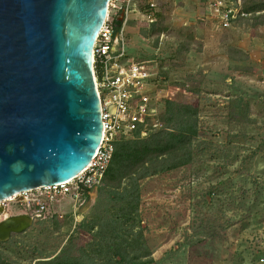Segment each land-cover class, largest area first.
<instances>
[{"label":"rangeland","instance_id":"1","mask_svg":"<svg viewBox=\"0 0 264 264\" xmlns=\"http://www.w3.org/2000/svg\"><path fill=\"white\" fill-rule=\"evenodd\" d=\"M204 3L160 0L155 24L165 28L163 37L133 15L124 34L128 60L158 72L164 90H177L169 95L173 102L197 105L190 163L138 179L134 222L101 223L103 236L88 228L122 205L108 201L104 185L76 215L69 196L57 197L54 212L39 218L21 197L1 202L0 222L17 215L32 221L0 242V259L38 264L65 249L101 263L97 244L117 231L123 241L122 226L127 242H145L156 264H264V11L216 30Z\"/></svg>","mask_w":264,"mask_h":264},{"label":"water","instance_id":"2","mask_svg":"<svg viewBox=\"0 0 264 264\" xmlns=\"http://www.w3.org/2000/svg\"><path fill=\"white\" fill-rule=\"evenodd\" d=\"M110 0H0V202L74 179L102 137L92 49ZM32 219L0 222V242Z\"/></svg>","mask_w":264,"mask_h":264},{"label":"built area","instance_id":"3","mask_svg":"<svg viewBox=\"0 0 264 264\" xmlns=\"http://www.w3.org/2000/svg\"><path fill=\"white\" fill-rule=\"evenodd\" d=\"M159 1L108 2L105 20L92 49V74L101 108L100 144L88 167L74 179L18 196L22 198L20 205L28 209L31 217L54 212L51 207L59 196L70 197L72 213L76 215L102 185L117 142L146 138L165 128L161 120L165 102L173 101L169 95L177 90H164L162 78L146 63L128 60L124 41L130 15L149 27L156 23ZM204 4L216 30L234 28L238 22L261 14L246 12L243 0H206ZM163 36L160 34V38ZM11 198L3 202H13L17 197L10 201Z\"/></svg>","mask_w":264,"mask_h":264},{"label":"trees","instance_id":"4","mask_svg":"<svg viewBox=\"0 0 264 264\" xmlns=\"http://www.w3.org/2000/svg\"><path fill=\"white\" fill-rule=\"evenodd\" d=\"M243 8L246 12L264 11V0H249ZM156 17H159L158 13ZM152 26V34H162L165 28ZM158 26V25H157ZM198 108L194 104L176 103L167 100L161 120L165 128L150 134L146 138L120 141L115 145L112 160L104 174L103 183L108 188V201L121 203L120 212L107 216L106 221L93 222L88 228L96 235H102V225L115 227L123 221H133L139 205L138 179L161 172L186 166L191 161L190 147L197 138ZM133 176V177H131ZM131 177V184L120 191L122 180ZM123 241L119 240V231L109 242H99L94 252L102 256L101 263L81 252L79 256L69 255L61 249L56 259L38 261V264H156L148 252L145 242H127L129 233L120 226ZM113 231V230H112ZM105 237V236H104ZM127 237V238H125ZM0 264H12L0 259Z\"/></svg>","mask_w":264,"mask_h":264},{"label":"bare ground","instance_id":"5","mask_svg":"<svg viewBox=\"0 0 264 264\" xmlns=\"http://www.w3.org/2000/svg\"><path fill=\"white\" fill-rule=\"evenodd\" d=\"M19 195H20V194H16V195H14V196H13L11 199H9V200H10V201H11V200H14V199H15L17 196H19ZM9 200H8V201H9ZM6 201H7V200H6ZM1 205H2V204H1V202H0V206H1ZM0 212H1V209H0Z\"/></svg>","mask_w":264,"mask_h":264},{"label":"flooded vegetation","instance_id":"6","mask_svg":"<svg viewBox=\"0 0 264 264\" xmlns=\"http://www.w3.org/2000/svg\"><path fill=\"white\" fill-rule=\"evenodd\" d=\"M18 216V215H17ZM11 235V234H10ZM9 239V238H8Z\"/></svg>","mask_w":264,"mask_h":264},{"label":"crops","instance_id":"7","mask_svg":"<svg viewBox=\"0 0 264 264\" xmlns=\"http://www.w3.org/2000/svg\"><path fill=\"white\" fill-rule=\"evenodd\" d=\"M206 1V0H205Z\"/></svg>","mask_w":264,"mask_h":264}]
</instances>
